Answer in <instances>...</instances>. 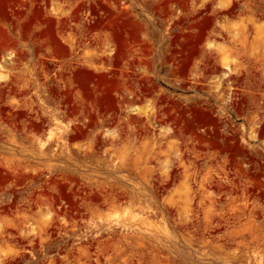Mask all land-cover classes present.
<instances>
[{
    "label": "rangeland",
    "instance_id": "obj_1",
    "mask_svg": "<svg viewBox=\"0 0 264 264\" xmlns=\"http://www.w3.org/2000/svg\"><path fill=\"white\" fill-rule=\"evenodd\" d=\"M0 264H264V0H0Z\"/></svg>",
    "mask_w": 264,
    "mask_h": 264
}]
</instances>
